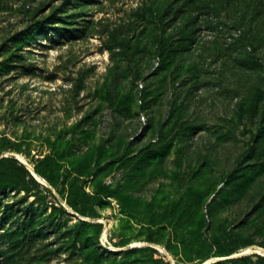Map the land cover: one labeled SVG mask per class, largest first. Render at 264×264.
Wrapping results in <instances>:
<instances>
[{"label":"rangeland","instance_id":"1","mask_svg":"<svg viewBox=\"0 0 264 264\" xmlns=\"http://www.w3.org/2000/svg\"><path fill=\"white\" fill-rule=\"evenodd\" d=\"M253 250L264 0H0V264Z\"/></svg>","mask_w":264,"mask_h":264},{"label":"water","instance_id":"2","mask_svg":"<svg viewBox=\"0 0 264 264\" xmlns=\"http://www.w3.org/2000/svg\"><path fill=\"white\" fill-rule=\"evenodd\" d=\"M34 175V174H33ZM256 247V246H254ZM253 254H257V255H261V256H264L262 254H259L257 252H255L254 250L253 251H250L249 253L247 254H243L242 255H239L237 257H221V258H218L217 260H214V261H210V262H205L204 264H213L215 262H219V261H225V260H231V259H237V258H241V257H245V256H249V255H253Z\"/></svg>","mask_w":264,"mask_h":264},{"label":"trees","instance_id":"3","mask_svg":"<svg viewBox=\"0 0 264 264\" xmlns=\"http://www.w3.org/2000/svg\"><path fill=\"white\" fill-rule=\"evenodd\" d=\"M7 232V231H6ZM235 254V253H234ZM234 254H232V255H234ZM232 255H228V256H223V257H230V256H232ZM264 256H261V255H257V254H253V255H249V256H245V257H241V258H244V260H264V258H263ZM218 258H221V257H218ZM237 260H239V258H237ZM208 261V260H207ZM206 261V262H207ZM225 261H227V262H230V263H232V262H237L235 259H231V260H225ZM221 262V261H220ZM205 263V262H204ZM203 263V264H204ZM216 263H218V262H215V263H213V264H216Z\"/></svg>","mask_w":264,"mask_h":264},{"label":"bare ground","instance_id":"4","mask_svg":"<svg viewBox=\"0 0 264 264\" xmlns=\"http://www.w3.org/2000/svg\"><path fill=\"white\" fill-rule=\"evenodd\" d=\"M245 254H247V253H245ZM242 255V254H241ZM239 256V255H238ZM230 257H237V255H232V256H230ZM218 259V258H217Z\"/></svg>","mask_w":264,"mask_h":264}]
</instances>
